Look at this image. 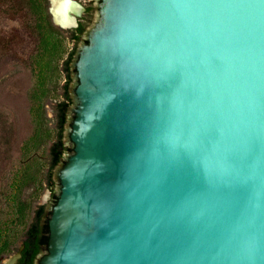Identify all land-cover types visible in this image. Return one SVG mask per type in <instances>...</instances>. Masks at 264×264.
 <instances>
[{
  "label": "water",
  "instance_id": "water-1",
  "mask_svg": "<svg viewBox=\"0 0 264 264\" xmlns=\"http://www.w3.org/2000/svg\"><path fill=\"white\" fill-rule=\"evenodd\" d=\"M96 1L37 264H264V0Z\"/></svg>",
  "mask_w": 264,
  "mask_h": 264
},
{
  "label": "trees",
  "instance_id": "trees-1",
  "mask_svg": "<svg viewBox=\"0 0 264 264\" xmlns=\"http://www.w3.org/2000/svg\"><path fill=\"white\" fill-rule=\"evenodd\" d=\"M49 0H20L12 6L14 15L21 18L22 25L35 43V54H31V80L24 103L31 115L33 134L21 149V159L15 164L10 152L13 126L7 124L6 114L0 111V264L24 245L17 264H36L38 256L47 249L49 242V218L46 205L38 204L34 193L44 186L51 190L54 204L59 195L56 190L55 169L64 162L70 149L65 144L64 133L68 112L73 103L71 93L72 74L76 72L72 63L76 58L77 43L82 39L84 25L72 30L57 27L49 10ZM0 11L10 16V0H0ZM68 34L69 36H66ZM69 38L75 47L68 51ZM10 52V42L0 40V62ZM66 74L61 86L62 99L54 105L56 117L55 139L49 143L46 105L56 86L51 87L54 76ZM48 142L46 168L37 152ZM23 228V229H22ZM22 229V230H21Z\"/></svg>",
  "mask_w": 264,
  "mask_h": 264
},
{
  "label": "rangeland",
  "instance_id": "rangeland-1",
  "mask_svg": "<svg viewBox=\"0 0 264 264\" xmlns=\"http://www.w3.org/2000/svg\"><path fill=\"white\" fill-rule=\"evenodd\" d=\"M19 1L20 0H10V16L0 11V40L3 39L10 42V52L7 53V55H4L2 61L0 62V111H3L7 115L5 118L7 124L10 126L11 123L13 126L10 152L12 154V161L15 164L20 161L22 154L21 149L33 134L31 115L24 103V99L29 88L34 85V81L31 80L30 56L31 54H35V43L31 40L30 36L23 27L21 18L14 15L12 11V6L17 4ZM74 1L84 8V12L79 17V20L85 26L82 39L79 43H77V56L81 46L88 43L89 34L96 27V24L99 21L100 9L96 0ZM66 36L69 35L66 34ZM65 44L68 51H71L75 47V43L69 38H67ZM72 77L71 91L77 81L75 78V72H73ZM65 79L66 74L60 73L58 76H54V81L51 83V87L56 86L57 89L52 93L51 101L46 105V121L49 128V143L55 139L57 120L54 114V105L57 101L62 99L61 86L65 84ZM73 106H75L74 99L70 108ZM73 117L74 113L68 112V122L64 133L65 144L70 149H73V147L70 146L71 141L67 138V129ZM49 143L46 142L43 148L37 152V156L42 162L41 164H43L42 167L44 168L47 166ZM71 153L72 151L69 150L65 153V155H69ZM61 164H63V162L60 163V165ZM60 165H58V167ZM56 190L58 191V182L56 183ZM34 199L38 200V204L46 205L47 209L54 204L51 190L45 186L38 192L34 193ZM44 252H46V250H43L40 255ZM14 254L15 253L10 256ZM4 260H6V258Z\"/></svg>",
  "mask_w": 264,
  "mask_h": 264
},
{
  "label": "bare ground",
  "instance_id": "bare-ground-1",
  "mask_svg": "<svg viewBox=\"0 0 264 264\" xmlns=\"http://www.w3.org/2000/svg\"><path fill=\"white\" fill-rule=\"evenodd\" d=\"M52 2H53V11L55 13L56 19L62 25H66L69 23L70 18H73L71 15L80 17L82 13L84 12V8L80 4L76 3L75 1H74V4L78 5L79 7L74 6L72 12L67 13V14L65 13L63 9L64 0H52ZM8 262L9 260H4V264H8Z\"/></svg>",
  "mask_w": 264,
  "mask_h": 264
},
{
  "label": "clouds",
  "instance_id": "clouds-1",
  "mask_svg": "<svg viewBox=\"0 0 264 264\" xmlns=\"http://www.w3.org/2000/svg\"><path fill=\"white\" fill-rule=\"evenodd\" d=\"M74 6L75 7H79L78 5H75L74 4V0H64L63 9H64V11H65L66 14L72 12ZM62 26H65V27L75 26L74 17L73 18H70L68 24L62 25Z\"/></svg>",
  "mask_w": 264,
  "mask_h": 264
}]
</instances>
